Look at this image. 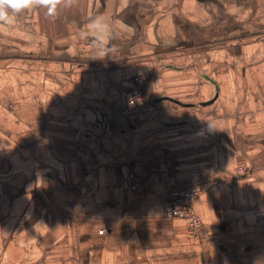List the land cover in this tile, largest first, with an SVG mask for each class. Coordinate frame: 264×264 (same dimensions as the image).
<instances>
[{"label": "crops", "instance_id": "obj_1", "mask_svg": "<svg viewBox=\"0 0 264 264\" xmlns=\"http://www.w3.org/2000/svg\"><path fill=\"white\" fill-rule=\"evenodd\" d=\"M45 12L0 25V264H264V0ZM97 14L115 35L102 60L80 35ZM139 74L162 113L123 128ZM155 165L180 191L215 182L193 203L201 236L158 184L126 185Z\"/></svg>", "mask_w": 264, "mask_h": 264}, {"label": "built area", "instance_id": "obj_2", "mask_svg": "<svg viewBox=\"0 0 264 264\" xmlns=\"http://www.w3.org/2000/svg\"><path fill=\"white\" fill-rule=\"evenodd\" d=\"M146 75L139 74L132 78L131 85L124 91L119 108V121L123 128H129L142 118L157 117L162 113V107L155 101L148 100L144 93ZM125 183L134 190L142 188L152 181L165 190L166 213L171 217H180L186 221L187 232L195 237L204 233V222L194 212V200L202 192L204 186L212 185L214 181L197 182L178 190L170 176V169L165 165H155L149 175L142 176L128 170L124 176ZM222 187L223 183H218Z\"/></svg>", "mask_w": 264, "mask_h": 264}, {"label": "clouds", "instance_id": "obj_3", "mask_svg": "<svg viewBox=\"0 0 264 264\" xmlns=\"http://www.w3.org/2000/svg\"><path fill=\"white\" fill-rule=\"evenodd\" d=\"M76 3L77 0H0V25H10L17 14L37 7L45 9L46 16L56 18L61 9L71 8ZM89 34H94L91 40L92 59L102 60L109 57L114 49L115 39L109 19L102 14L89 17L80 35L87 39ZM210 127L215 128L213 124Z\"/></svg>", "mask_w": 264, "mask_h": 264}, {"label": "rangeland", "instance_id": "obj_4", "mask_svg": "<svg viewBox=\"0 0 264 264\" xmlns=\"http://www.w3.org/2000/svg\"><path fill=\"white\" fill-rule=\"evenodd\" d=\"M230 108H227L226 110H224L221 114H227V113H231V110H229Z\"/></svg>", "mask_w": 264, "mask_h": 264}, {"label": "water", "instance_id": "obj_5", "mask_svg": "<svg viewBox=\"0 0 264 264\" xmlns=\"http://www.w3.org/2000/svg\"><path fill=\"white\" fill-rule=\"evenodd\" d=\"M177 103H179V101L175 100Z\"/></svg>", "mask_w": 264, "mask_h": 264}]
</instances>
